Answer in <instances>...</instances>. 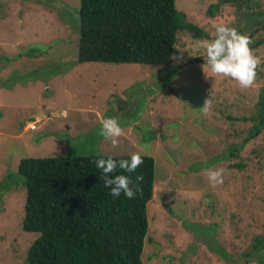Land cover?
<instances>
[{
    "label": "rangeland",
    "instance_id": "rangeland-1",
    "mask_svg": "<svg viewBox=\"0 0 264 264\" xmlns=\"http://www.w3.org/2000/svg\"><path fill=\"white\" fill-rule=\"evenodd\" d=\"M256 4L264 11V0H176L209 39L216 24L251 29ZM80 6L0 0V264H25L38 237L21 229L22 160L133 152L156 165L143 262L242 264L264 232V131L244 142L264 88V44L253 50L262 63L247 89L196 60L206 55L189 34L173 53L183 62L80 63ZM263 37L259 28L251 39ZM109 117L124 131L117 147L99 134ZM34 123L37 129H29ZM209 168L226 169L222 184L211 186Z\"/></svg>",
    "mask_w": 264,
    "mask_h": 264
},
{
    "label": "trees",
    "instance_id": "trees-1",
    "mask_svg": "<svg viewBox=\"0 0 264 264\" xmlns=\"http://www.w3.org/2000/svg\"><path fill=\"white\" fill-rule=\"evenodd\" d=\"M238 0H221V3ZM250 1V0H249ZM80 63L168 65L182 36L209 39L201 28L188 22L176 0H80ZM219 5L210 7L214 14ZM251 29L240 33L251 38L264 29V11L256 4ZM254 18L256 21L254 22ZM264 44V37L250 45ZM206 63V56L197 58ZM195 61V60H194ZM245 143L264 131V88L258 113ZM105 155L87 157L27 158L19 173L25 178L27 198L21 229L38 237L29 248L25 264H145L142 259L149 229L148 204L156 187L153 157L142 155L134 172L117 168L138 183L135 199L111 195L104 186L102 171L93 161ZM117 161L130 156L114 157ZM234 167L243 169V164ZM169 211V209H167ZM245 261L264 264V232L255 237Z\"/></svg>",
    "mask_w": 264,
    "mask_h": 264
},
{
    "label": "clouds",
    "instance_id": "clouds-1",
    "mask_svg": "<svg viewBox=\"0 0 264 264\" xmlns=\"http://www.w3.org/2000/svg\"><path fill=\"white\" fill-rule=\"evenodd\" d=\"M253 41L247 34L240 33L235 27L226 24L214 25V36L212 39L197 41V46L204 50L206 64L211 72L216 75L231 78L236 81L241 89L250 88L257 77V69L260 67L261 58L254 54L250 47ZM176 62H183V56L171 57ZM211 104L210 99L205 101L204 111ZM104 139L110 140L113 147L119 146L120 137L124 135L119 120L109 117L101 120L99 133ZM98 169L102 171L104 186L109 188L111 195L119 197L121 193L127 199H135L139 192L138 183L142 176L136 177V187L133 180L124 174H114L117 168L123 172H134L142 163L140 152L130 154V159L117 161L112 156L99 158L93 161ZM226 169L209 168L206 176L211 186L216 187L223 183Z\"/></svg>",
    "mask_w": 264,
    "mask_h": 264
},
{
    "label": "built area",
    "instance_id": "built-area-1",
    "mask_svg": "<svg viewBox=\"0 0 264 264\" xmlns=\"http://www.w3.org/2000/svg\"><path fill=\"white\" fill-rule=\"evenodd\" d=\"M29 129H31V130H36V129H37V124L34 123L33 125L30 126Z\"/></svg>",
    "mask_w": 264,
    "mask_h": 264
}]
</instances>
